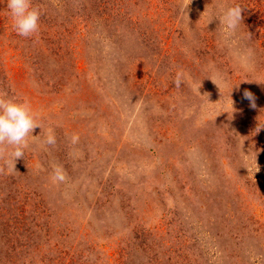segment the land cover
<instances>
[{"label":"rangeland","instance_id":"1","mask_svg":"<svg viewBox=\"0 0 264 264\" xmlns=\"http://www.w3.org/2000/svg\"><path fill=\"white\" fill-rule=\"evenodd\" d=\"M31 4L24 37L0 0V95L39 124L0 143V264H264V0Z\"/></svg>","mask_w":264,"mask_h":264},{"label":"clouds","instance_id":"2","mask_svg":"<svg viewBox=\"0 0 264 264\" xmlns=\"http://www.w3.org/2000/svg\"><path fill=\"white\" fill-rule=\"evenodd\" d=\"M6 6L13 21V28L20 36L28 37L38 31L41 13L39 9L32 6L31 0H7ZM242 9L243 7L239 3H233L215 13V17L222 25L225 34H232L241 24ZM182 83L183 73L177 72L174 84L179 87ZM243 97L250 102L252 107H255L253 93L245 90ZM37 125L39 124L36 122V114L29 101L0 95V143L11 146L10 155L13 159L16 160L24 156V149L28 146V138L30 135L34 136L32 131ZM257 127H264V122L258 121ZM75 139L74 136L73 140L75 141ZM55 142V135L49 129L44 143L52 145ZM50 179L53 184L66 180L62 165L52 164Z\"/></svg>","mask_w":264,"mask_h":264}]
</instances>
